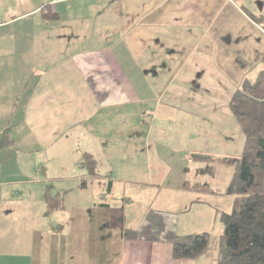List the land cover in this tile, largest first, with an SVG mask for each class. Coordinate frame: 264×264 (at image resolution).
<instances>
[{"label": "crops", "instance_id": "obj_1", "mask_svg": "<svg viewBox=\"0 0 264 264\" xmlns=\"http://www.w3.org/2000/svg\"><path fill=\"white\" fill-rule=\"evenodd\" d=\"M46 8L60 19L42 18ZM254 15L264 16V0H0V75L13 77V97L22 109L35 103L47 108L50 103L43 100L60 89L47 79L72 66L84 83L76 114L88 109L93 115L94 106L102 104L118 109L117 117L126 122L107 136L125 141L116 150L103 145L106 136H98L95 126L112 124L114 117L99 121L97 115L78 134L89 140L80 150L95 156L99 176L70 177L71 189L80 193L95 179L99 196L85 205L71 203L70 214L66 207L48 212L50 186L45 188L46 178L38 176L43 163L32 169L14 159L23 142L13 138L16 147L0 152V264H217L212 241L196 260H175L173 245L216 227L213 233L222 236L217 219L233 208L230 184L231 199L209 183L211 196L196 193L188 186L199 184L191 183L185 163L197 156L229 158L199 148L195 135H170L166 128L188 116L189 107L192 115L209 83L233 79L236 91L245 77L257 78L264 68V23ZM104 27L99 41L91 35L97 46H80L69 58L72 65L59 62L60 45L87 38V28ZM2 113L0 125H5L9 110ZM20 114L21 123L26 122V113ZM74 127L65 125L61 135ZM40 145L48 165L50 144ZM37 147L29 151L41 152ZM178 155L182 165L173 159ZM120 167L143 171V178L116 176ZM174 171V181L167 184ZM202 205L212 206V217L217 211L212 229L208 218L198 221L189 215Z\"/></svg>", "mask_w": 264, "mask_h": 264}, {"label": "rangeland", "instance_id": "obj_2", "mask_svg": "<svg viewBox=\"0 0 264 264\" xmlns=\"http://www.w3.org/2000/svg\"><path fill=\"white\" fill-rule=\"evenodd\" d=\"M105 28L106 27L100 29L87 28L85 29V32L88 36L87 38L82 37L81 39L77 40L78 42H76L75 44L71 43L70 45H60L59 47L61 49L60 51H62V54L60 56L59 62H68V65H72V62L69 59L72 54H74L82 45L86 48L97 46L92 43L91 35L94 34L93 40L99 41L101 35L99 36L98 33L101 34L103 31H105ZM70 67L71 68H60L59 70H56L54 76L44 78V80L48 78L46 83H52L51 86H53L55 90L60 87L59 91L51 93L47 98L43 100L44 102L48 101L50 103L47 108H43L40 103H35V105L31 104L27 108L23 106L22 109L21 102H16L15 98L13 97L16 94L14 88L15 83L12 82L13 77H4L0 75V105L4 104L5 106L4 109L0 108V116L3 115L2 111L9 110L7 118L6 116L2 118H6L5 121L7 122L5 123V125H0V134L5 129L4 127L6 125L13 127L12 138H15L20 145L21 142H23V145H21L23 146L21 151L14 150V153L18 155L14 157V159H18V163L20 164L23 163L26 165H32V169L35 168L36 165L43 163L41 165L43 166L41 169H44V171H42V173L38 175L39 178H46L47 182L45 183L44 187L46 188V186H50L49 192L50 194H52V196H55L56 193H63L65 197L64 205L68 210L67 213L69 214L70 209L72 208L71 203H75V206H79L81 204L85 205L86 202H90V200L98 201V198L95 199V197L97 195L99 196V184H97L95 179L88 180L86 184L87 188L85 187L83 188V190H80V193L71 189L73 187L71 186L72 184L69 180L70 177L80 176L81 173H88L87 170L81 167L83 153L81 152L80 148H83L89 140L87 139L86 141V138H83V135L78 134H81L84 129L89 126V122H91L90 120L94 119V117H96L97 115H99L97 116L98 120L99 118L107 119L114 117L112 124H110V122L108 123V125L106 123L95 125L96 130L99 133L98 136L100 137L114 135L116 131H119V129L126 124L125 118L121 119L117 117L118 109L113 112V110L107 109L108 107H103L102 104H96L94 106L93 110L95 113L93 115H91V110L88 109H84L83 112L81 111L82 115L76 114V111L79 110L76 107L80 105V97L81 95H83V89L80 88L83 87L84 83L79 78V76L75 74V70H73L74 68L72 66ZM77 86H79L77 88L78 90H73L74 87ZM235 88H237V84L233 81V79H231V82L228 81V83H209V87L206 88V91L200 93V96L198 98L199 102H196V105L193 108L192 115L189 107V115H181V117L177 118L176 123H173L166 128L168 130L167 134L195 135V137L197 138L196 145L199 148L205 149L209 152H215L219 155H223L230 160L239 158L244 149L245 136L230 109V100L235 92ZM228 91H230V93H228ZM39 93L42 94V92ZM23 94L26 95L28 94V92ZM14 111H16L17 114H13ZM22 111L26 113V122L24 123H21L24 121L20 114ZM122 115H129V113L128 111H126L125 113L123 111ZM80 118L85 119H82L80 121L82 123L80 125H77L75 122ZM69 123L71 124V126L75 127L69 132V135H65L63 137V135H61L62 131L64 132L63 128ZM156 127H158V125ZM105 129L110 130L105 132ZM55 132L56 135L54 134ZM155 132L153 133V135H156ZM106 137L103 138V145L109 144L107 145L109 149H111L112 147L113 150H116L117 146L123 147V144L125 143V141L122 142L123 140L116 141L109 139L108 137L107 139ZM107 141L109 142L107 143ZM46 143L50 144L48 145V147H50L49 151L51 154L50 155L48 151H44L47 155L49 154V156H46V158L49 157L50 160V163L48 165H46L45 163V155L42 154L43 148L40 145L42 144L43 146H47ZM36 144H38L37 148H42V151H38V153L37 151L30 152L29 150H31L32 147H35ZM118 153L119 152H117V154ZM130 158L131 157L126 158V161L129 162V160L133 159ZM182 158V156L178 155L173 159L174 161L177 160L178 165H182ZM11 159H13V157L8 158L7 162H9ZM118 165L122 166L123 164H121L120 161L118 162ZM186 168L190 169V171L185 174L191 178V183H198L199 186L205 188H207V186L205 185L209 183V185L216 192L221 191L225 194L222 197L231 199V196L227 194V190L235 172L234 163H229V161L225 162L223 159L221 160L214 157L205 159L194 158L189 165L185 163V169ZM208 169L210 170L208 171ZM31 174H33L32 178L36 176L34 173ZM175 174V171L170 174L167 184H170L169 182L172 183L174 181ZM115 175L120 177L124 176V178L125 176H128V178H143V171H140L138 173H130L128 171H125L123 167H120L118 169H115ZM78 184L79 186H82V182L79 181ZM123 186V183H120V185L118 186L117 190L119 193L122 192ZM196 193L203 195L207 194L206 196H211L213 194V192L199 191H196ZM233 198L234 197H232V199ZM78 202H80L81 204ZM209 203L215 206V203ZM138 205L140 206L142 204L138 203ZM210 211H214L211 205H202V207L200 206V210L197 211L193 207L189 215L193 217V219H195L196 216L198 221H200L202 218L207 221L208 218V229H212L213 221L216 220L217 217V211L213 217ZM134 221L137 222L136 219H134ZM217 221L218 224H222L220 218H218ZM216 228H213L212 232L209 230L208 233L210 235V242L212 241L210 249H212L213 247H217L218 253L221 237L216 235V233H213L215 232L213 230H215Z\"/></svg>", "mask_w": 264, "mask_h": 264}, {"label": "trees", "instance_id": "obj_3", "mask_svg": "<svg viewBox=\"0 0 264 264\" xmlns=\"http://www.w3.org/2000/svg\"><path fill=\"white\" fill-rule=\"evenodd\" d=\"M42 18L60 19L48 8L42 11ZM255 18L264 23V16ZM230 109L242 129L245 143L239 158L224 160L235 165L229 189L234 203L231 212L222 213L220 217L224 231L220 238L217 264H264V68L256 79L245 77L241 81L231 97ZM12 132L13 127L7 126L0 134V152L16 147ZM81 166L91 176H99L98 161L94 155L85 153ZM188 188L211 192L199 185ZM64 199L63 193L55 196L46 194L48 212L64 210ZM209 245V233L196 234L188 242L174 243L173 258L196 260Z\"/></svg>", "mask_w": 264, "mask_h": 264}]
</instances>
